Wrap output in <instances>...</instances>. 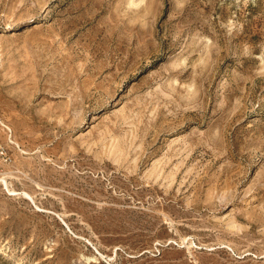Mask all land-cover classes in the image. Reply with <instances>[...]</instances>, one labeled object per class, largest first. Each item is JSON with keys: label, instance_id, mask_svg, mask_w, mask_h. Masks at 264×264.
<instances>
[{"label": "rangeland", "instance_id": "rangeland-1", "mask_svg": "<svg viewBox=\"0 0 264 264\" xmlns=\"http://www.w3.org/2000/svg\"><path fill=\"white\" fill-rule=\"evenodd\" d=\"M0 136V264H264V0H0Z\"/></svg>", "mask_w": 264, "mask_h": 264}, {"label": "built area", "instance_id": "built-area-1", "mask_svg": "<svg viewBox=\"0 0 264 264\" xmlns=\"http://www.w3.org/2000/svg\"><path fill=\"white\" fill-rule=\"evenodd\" d=\"M11 143L14 141L11 139ZM13 159L10 143L7 140H3L0 136V177L6 173V166L10 164Z\"/></svg>", "mask_w": 264, "mask_h": 264}, {"label": "bare ground", "instance_id": "bare-ground-1", "mask_svg": "<svg viewBox=\"0 0 264 264\" xmlns=\"http://www.w3.org/2000/svg\"><path fill=\"white\" fill-rule=\"evenodd\" d=\"M14 191V190H13ZM25 193V192H24ZM28 194V193H27ZM30 195V194H29Z\"/></svg>", "mask_w": 264, "mask_h": 264}]
</instances>
